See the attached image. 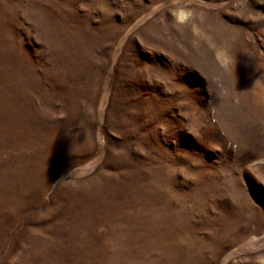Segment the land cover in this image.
I'll return each mask as SVG.
<instances>
[{
  "label": "rangeland",
  "instance_id": "rangeland-1",
  "mask_svg": "<svg viewBox=\"0 0 264 264\" xmlns=\"http://www.w3.org/2000/svg\"><path fill=\"white\" fill-rule=\"evenodd\" d=\"M0 264H264V0H0Z\"/></svg>",
  "mask_w": 264,
  "mask_h": 264
}]
</instances>
